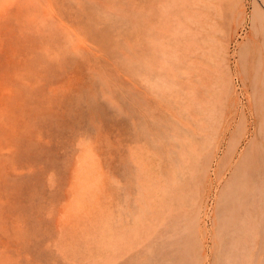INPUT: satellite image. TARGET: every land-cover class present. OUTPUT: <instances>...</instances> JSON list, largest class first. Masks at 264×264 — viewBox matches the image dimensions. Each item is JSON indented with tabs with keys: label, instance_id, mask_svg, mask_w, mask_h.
<instances>
[{
	"label": "rangeland",
	"instance_id": "374dc122",
	"mask_svg": "<svg viewBox=\"0 0 264 264\" xmlns=\"http://www.w3.org/2000/svg\"><path fill=\"white\" fill-rule=\"evenodd\" d=\"M206 3L220 24L215 44L204 59L192 53L167 66L175 88L152 85L149 35L169 30L172 45L180 11ZM252 8L253 0H0V264H243L231 253L239 227L255 248L246 243L252 264L264 263V213L249 192L258 118L243 77L261 53L251 45ZM183 140L217 148L205 178H185L163 200ZM234 181L239 193L224 198ZM183 245L190 260L178 255Z\"/></svg>",
	"mask_w": 264,
	"mask_h": 264
},
{
	"label": "bare ground",
	"instance_id": "6f19581e",
	"mask_svg": "<svg viewBox=\"0 0 264 264\" xmlns=\"http://www.w3.org/2000/svg\"><path fill=\"white\" fill-rule=\"evenodd\" d=\"M237 1L239 3V1H241V0H237ZM190 7L187 10V12H183L184 10L180 11L181 14H180V16H178V19L176 21V25L174 26V29H172L170 31V32H172L171 33V37H172V40H173V44L172 45H170L168 43V37L170 35H168L167 33L169 32V30L162 32V31H160L158 29L154 39L152 38V34L149 35L148 49H147V52L145 54V60H144V74H145L146 80L148 82L152 83V85L154 84L155 86H161L163 88L167 87V86H172L173 88H175L177 86V83L168 81L167 80V75H165V70H166L167 66H171V67H174V65L176 66V64H178V62H181L182 60H186L187 59V55L188 54H192V53L198 54L200 59H204L205 58L204 56H206V53H207L206 49L208 47L209 48L212 47V45L215 44V41L217 39L216 35L220 31L219 30L220 24H219V21L217 19V16L215 15V10H214V12L212 11L213 7L210 4H207V3L203 7V10L201 9V10L197 11L195 8L191 9ZM252 9H253V10H251L252 14L250 16V24H251L250 26L252 28L251 45L253 47L255 44L258 43L259 46H260L261 53L259 55L258 61L252 62V64L251 63L249 64V69H250V72H251L252 75H249V72L243 74V77H244L245 80L251 78L250 79V81H251L250 90L251 91L249 92L248 97H249V100L251 102L252 110H253V112L255 113V115L258 118L257 119L258 120V124L256 126V131H257V134L259 136V137H257L258 138V142H257L256 147H255V152L257 154V155H255L256 156L255 157L256 158V166L254 168L255 174L253 176V179H252L253 182L251 184V188H250L249 192H250V195L252 196L253 200L251 198L250 199L254 203L256 201L257 202L256 206H258L259 207L258 209L262 210V213H264V73L262 72V68L264 66V0H253V8ZM244 19H245L244 18V12H243V10L241 9V6H240V10H239V13H238V18H237V24L242 23L244 21ZM152 43H154V49H152ZM224 51H227V50H224ZM248 57H249V53H246L245 54V59L247 60V63H249L248 59L250 58V57L249 58ZM246 71H248V70H246ZM229 72H230V70L228 68V74H229ZM228 81H229L230 87H232L231 79L228 80ZM210 116H211V113H210ZM242 117L244 118L243 114H242ZM181 141H182V139H181ZM237 145H238L237 141L234 144H231L230 148L228 149V152L232 153L233 151H236L237 150ZM216 148H217V145L215 143L213 144L212 142L207 141L197 151L196 149H194L189 144V142L187 140H183V152H182V155L179 156V158H178L177 169H176V171L174 173L173 185L171 186V185H168V184H164V185L162 184L163 187L161 188V190H162L163 200L165 198H167V197H170V196H171V199L173 200V198H172L173 192L182 185V183L185 181V178H187V177H189V178L200 177V176H198L199 174H202V175L204 174V178H205V176L207 175V172H208V166L210 165V163H211V161L213 159L214 152H215ZM89 164H91V163H89ZM90 174H91V172H90ZM191 180H189V181H191ZM241 181H239V182L238 181L237 182L234 181V182H232V184H229L228 187H227V192L224 195V198H228V197H230L233 194L239 193L240 186L242 185ZM187 183H188V181H187ZM185 186L187 187L186 184H185ZM185 186H184V188H185ZM189 189H190V187H189ZM182 191H184V189ZM182 191H181V193H184ZM188 192L189 191L187 190V193ZM176 193H178L179 198L182 196V194L180 196L179 192H176ZM185 195L183 194V196H185ZM194 195H195V193H194ZM147 196H148V194H147ZM255 196H257V199H256ZM145 199H146V197H145ZM160 199H161V197H160ZM181 199H182V197L180 198V200ZM187 199H189V198H187ZM147 200H148V197H147ZM138 202H140V201H138ZM145 203L148 204L146 202V200H145ZM181 203H180V206L184 205L183 204V199H182ZM200 203H202V202H200ZM151 204H152V202H151ZM153 204H154V201H153ZM150 207H152V206H150ZM200 208H202L201 204H200ZM162 210L163 209H161V211ZM150 211H152V210H150ZM183 212H184V210H183ZM179 214L181 216L184 213H182V214L179 213ZM138 215H139V213H138ZM147 215H148V217L150 216L149 212H148ZM172 216H174V215H172ZM177 216H176V218L174 217V219L175 220L176 219L180 220L179 218H177ZM183 216H185V215H183ZM141 217H143V216H141ZM148 217H145V218H148ZM181 218L182 219L183 218H185V219L187 218L188 219V216L186 215V217H181ZM145 221H147V220H145ZM184 221H186V220H184ZM136 222H137V220H136ZM173 222H174V220H173ZM173 222L171 221L170 223H173ZM178 224H179V222H178ZM180 224L183 225L184 223L181 222ZM166 225H167V223H166ZM262 225H264V224H262ZM140 226H142V224H140ZM167 226L164 225V227H167ZM173 226H172V229H173ZM178 227H179V225H178ZM174 229H175V227H174ZM182 229H181L182 232L185 231L184 229L183 230ZM240 230H241L240 227H239V229L237 228V233L235 234V239H234V241L232 243L233 244V251L232 250H231L232 252L230 251L232 253V255L234 256L232 262L236 263V261L238 259V261L239 260L243 261V262H241L243 264H252V262H251L252 260L250 261V259H251L250 255L253 256L252 255L253 253H248V251H250V250H248L247 244H246V243H248V244L251 245V242H249V241L247 242L246 238H244L245 240H243V238L241 236L244 235L243 231L245 229L242 228V231H240ZM246 230L249 231V228L246 229ZM167 231H170V229L167 230ZM167 231H165V232H167ZM174 232H175V230H174ZM176 233H177V231H176ZM170 235L172 236V234H170ZM168 236L169 235H167V237ZM114 237H116V236H114ZM161 238H162V236H161ZM181 238H182V236H181ZM183 238L185 239V235H184ZM163 239H165V237ZM178 239L179 238H177V240ZM248 239H250V238H248ZM169 240H170V238H169ZM180 241H181V243L184 242V241L182 242V240H180ZM261 241H262V239H261ZM170 242H171V240L168 242V244ZM173 242H174V240H173ZM174 243H173L174 246L177 245L176 242H174ZM177 243H178V241H177ZM173 244H171V246H173ZM161 245H163V244H161ZM146 246L147 245H145V247ZM148 246H149V243H148ZM251 246L254 248L253 244ZM149 247H151V245ZM176 247H179V250H178L179 254L178 255H181V257H184L186 255V260L191 257L190 249L186 248V245H183L181 247L180 246H176ZM152 248H153V245H152ZM151 249L149 248L148 250H151ZM155 249H154V251H155ZM168 249H169V247H167V249H166L167 252H169ZM172 249H174V248H172ZM231 249H232V247H231ZM229 250H228V252H229ZM253 250H255V248ZM162 251L166 252L164 249ZM226 251H227V249H226ZM149 252L150 251H147L148 255H150ZM163 252H160V254L163 253ZM250 252H252V251H250ZM154 253H151V257L153 256L152 254H154ZM226 253L227 252H225V255H224L225 260L228 257L231 256V253L228 256H226V255L229 254V253H227V254ZM254 254H256V258H257L258 254L257 253H254ZM162 256L164 258V254ZM131 257L134 258L133 256H130V259H131ZM135 257H136V254H135ZM148 257H150V256H148ZM234 258H235L236 261L234 260ZM175 259H177L175 261L176 264H177L178 257L175 258ZM184 259L185 258H181L180 259L181 262ZM204 259H205V256H204ZM229 259H231V258H229ZM135 260H136V258H135ZM141 260H143V259H140V261ZM146 260H149V259L147 258L144 261H146ZM254 260H257V259H255V256H254ZM206 261H207V259H206ZM229 261H231V260H229ZM255 263H256V261L253 264H255ZM171 264H172V262H171ZM173 264H174V262H173Z\"/></svg>",
	"mask_w": 264,
	"mask_h": 264
}]
</instances>
